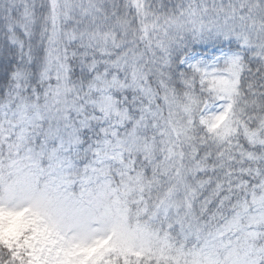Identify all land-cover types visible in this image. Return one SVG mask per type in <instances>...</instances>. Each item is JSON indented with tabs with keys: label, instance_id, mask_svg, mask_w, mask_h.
I'll return each mask as SVG.
<instances>
[{
	"label": "snow or ice",
	"instance_id": "obj_1",
	"mask_svg": "<svg viewBox=\"0 0 264 264\" xmlns=\"http://www.w3.org/2000/svg\"><path fill=\"white\" fill-rule=\"evenodd\" d=\"M0 264H264V0H0Z\"/></svg>",
	"mask_w": 264,
	"mask_h": 264
}]
</instances>
